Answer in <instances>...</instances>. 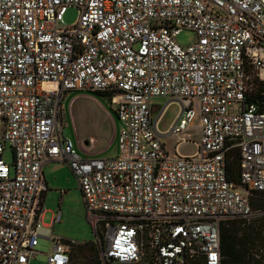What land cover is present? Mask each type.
<instances>
[{"label":"built area","instance_id":"2783aa9c","mask_svg":"<svg viewBox=\"0 0 264 264\" xmlns=\"http://www.w3.org/2000/svg\"><path fill=\"white\" fill-rule=\"evenodd\" d=\"M77 92L110 102L118 156L85 157L63 135L62 99ZM155 98L179 104L164 132ZM237 159L241 187L228 178ZM52 162L73 171L104 264H221V226L264 218L252 201L264 194V0H0V264H30L40 239L48 264L70 263L60 212L43 222Z\"/></svg>","mask_w":264,"mask_h":264},{"label":"rangeland","instance_id":"374dc122","mask_svg":"<svg viewBox=\"0 0 264 264\" xmlns=\"http://www.w3.org/2000/svg\"><path fill=\"white\" fill-rule=\"evenodd\" d=\"M78 19L76 9L70 8L64 15L63 24L70 26ZM196 40V35L190 30L182 31L176 38L180 46H188ZM74 93H66L63 96L62 112L60 115V125L62 126L63 135L69 137L74 142L81 141L82 149L85 147V140L93 145L91 153L101 152L98 157L113 158L119 155L118 133L121 128L110 102L105 97H95V100L80 96L69 109V103L74 98ZM73 97H72V96ZM91 97V96H90ZM92 96L91 98H93ZM155 106L152 112V120L156 121L161 111L163 117L157 125L161 132L166 131L173 123L179 112V104L170 101L167 98H155L152 100ZM103 109V110H102ZM104 109L108 112L105 114ZM115 118V123L113 119ZM198 119L194 122L187 134L191 135V142H198L200 139V130L198 128ZM85 138V139H84ZM176 140L170 137H163L162 143L167 147L171 155L174 152ZM194 151V144L182 146L180 152L189 154ZM83 153V152H82ZM84 154V153H83ZM85 155V154H84ZM3 158L7 163L12 161V152L8 148ZM44 177L48 184V190L45 195L44 207L47 212L44 215L43 222L50 225L54 213L60 212L61 222L53 227V233L64 241L72 251V264H100L101 248L97 244L98 236L90 224L83 200L82 192L79 188L78 181L71 170L64 164L52 163L44 170ZM60 191L64 194L61 196ZM259 205H264V200H256ZM97 244L98 253L92 256L84 248L74 250L83 244ZM52 244L49 240L40 239L36 248L38 255L33 258L30 264H48L47 256L51 252ZM81 250V252H79ZM80 253V254H79ZM102 264V263H101Z\"/></svg>","mask_w":264,"mask_h":264},{"label":"trees","instance_id":"16d2710c","mask_svg":"<svg viewBox=\"0 0 264 264\" xmlns=\"http://www.w3.org/2000/svg\"><path fill=\"white\" fill-rule=\"evenodd\" d=\"M88 94L94 97H105L102 93L97 92ZM228 178L236 187H241L238 159L230 164ZM256 200H264V194H257L252 199L254 208L260 206ZM220 240L221 264H264V218L250 224L241 221H228L221 226ZM97 244L79 245L77 248L74 247V250L84 248L88 254L92 253L93 256L98 253ZM72 255L70 250L69 264H72ZM101 263L104 264L103 261ZM186 264H206V262L203 259H196Z\"/></svg>","mask_w":264,"mask_h":264},{"label":"crops","instance_id":"0c3cea01","mask_svg":"<svg viewBox=\"0 0 264 264\" xmlns=\"http://www.w3.org/2000/svg\"><path fill=\"white\" fill-rule=\"evenodd\" d=\"M73 95V94H72ZM71 95V96H72ZM74 98L71 100V102L69 103V109H71L72 108V106L74 105V102H75V100L77 99V98H79L80 96H84L85 98H89V99H92V100H95L96 98L95 97H93V98H91L92 97V95H90V94H88V93H85V92H77V93H74ZM72 96V97H73ZM91 96V97H90ZM95 102H97L96 100H95ZM62 103H64V99H62ZM103 110V109H102ZM154 110H155V106H153V112H154ZM104 111H105V114L107 113L108 114V112L106 111V109H104ZM177 116V115H176ZM175 119H176V117H175ZM174 119V120H175ZM113 122L115 123L116 121H115V118L113 119ZM118 135H119V133H118ZM85 139V138H84ZM76 142H79V147H80V150H81V153L85 156V157H95V156H99V155H101V153H102V151L101 152H97V153H91V149H92V147H93V145H91L92 143H90V142H88L87 140H85V147H87V146H89V148H87V150H83L82 149V143H81V141H76ZM92 150H95V149H92ZM88 153V154H87ZM183 154V153H182ZM52 163H61V164H64V165H66L69 169H70V167L68 166V164L67 163H65V162H52ZM52 163H49L48 165H46L45 167H44V169H43V179H44V182H45V184H46V186H47V190H48V184H47V182H46V180H45V177H44V170H45V168H47V167H49ZM71 170V169H70ZM71 172L73 173V171L71 170ZM74 174V173H73ZM75 176V175H74ZM61 192L62 191H60V194H61ZM45 195H46V193H45ZM61 196H63V195H61ZM44 202H45V200H44ZM46 212H47V210H46ZM45 212V213H46ZM45 215V214H44ZM43 218H44V216H43Z\"/></svg>","mask_w":264,"mask_h":264}]
</instances>
